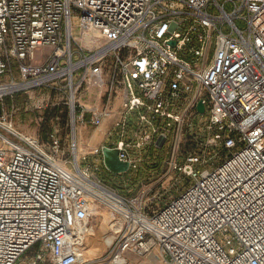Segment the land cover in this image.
<instances>
[{
  "label": "built area",
  "instance_id": "obj_1",
  "mask_svg": "<svg viewBox=\"0 0 264 264\" xmlns=\"http://www.w3.org/2000/svg\"><path fill=\"white\" fill-rule=\"evenodd\" d=\"M37 88L67 94V151L4 112ZM103 147L127 172L165 153L163 176L190 181L149 211L99 176ZM99 206L121 264L152 244L170 264H264V0H0V264H79Z\"/></svg>",
  "mask_w": 264,
  "mask_h": 264
},
{
  "label": "rangeland",
  "instance_id": "obj_2",
  "mask_svg": "<svg viewBox=\"0 0 264 264\" xmlns=\"http://www.w3.org/2000/svg\"><path fill=\"white\" fill-rule=\"evenodd\" d=\"M219 4L223 5L227 13L232 12L235 8L233 2L219 1ZM236 6L239 7L240 2H236ZM209 11L214 15L219 13L218 9L213 5L210 6ZM243 16H245V11L241 12V18L236 19V25L241 29L246 28V22L242 19ZM224 30L227 31V28L225 27ZM66 98V93L55 92L50 88L20 90L3 99V109L5 114L11 119L15 130L19 133L39 138L43 142H50L51 134H53L61 139L59 148L67 151L71 143V124L68 119L69 108L65 104ZM80 129L83 140H88L87 138L91 134L92 129L82 127ZM103 131V126L96 130L92 140L88 144H97L104 136ZM83 149L84 147L82 145H78V156L79 152ZM172 152L173 147L170 145L168 158ZM65 154L67 153L65 152ZM161 159L159 160L158 168L150 167L154 161H146L141 164L138 172L129 171L121 174H113L104 168L101 170L99 176L114 184L125 195L140 196L141 201L145 205V209L152 211L162 207L170 198L185 189L190 181V177L179 171L170 170L167 175L163 176L165 168ZM79 161L80 165L83 166L82 160ZM177 161L179 166H183V160L181 158L178 157ZM143 190H145L144 193ZM96 210V214L88 221L92 231L91 234H89L90 230L87 233L84 246L87 242H90L88 241L90 237L95 242L93 241L94 244L90 246L91 253L87 254V257L84 256V252L86 253L87 249L84 250V247L81 249V251L83 250V255L81 253L80 264H111L112 262L113 254L111 251L119 238V233L114 232L112 224L113 221L117 222V218L105 206H99ZM108 213L113 221L111 225L106 226L103 221V214L108 215ZM117 225L120 227L119 223ZM110 236L116 237L113 243L109 246L103 244L102 239ZM151 251L158 256L155 257V260L148 256ZM124 257L127 260V264H170L168 259L161 254L157 245L153 244L150 250L145 252L139 249L126 250Z\"/></svg>",
  "mask_w": 264,
  "mask_h": 264
},
{
  "label": "water",
  "instance_id": "obj_3",
  "mask_svg": "<svg viewBox=\"0 0 264 264\" xmlns=\"http://www.w3.org/2000/svg\"><path fill=\"white\" fill-rule=\"evenodd\" d=\"M170 44L174 45V42H170ZM197 108L200 112L204 111V107L201 103L198 104ZM102 160L105 169L113 174H121L128 171V164L123 163L118 159L116 149L103 147Z\"/></svg>",
  "mask_w": 264,
  "mask_h": 264
},
{
  "label": "bare ground",
  "instance_id": "obj_4",
  "mask_svg": "<svg viewBox=\"0 0 264 264\" xmlns=\"http://www.w3.org/2000/svg\"><path fill=\"white\" fill-rule=\"evenodd\" d=\"M98 209V208H97ZM100 211V210H99ZM99 213V212H98ZM97 216H99V215H97ZM103 221H104V224L107 226V225H111V222L113 221V219L112 218H110V215H109V213H108V215H106V214H103ZM112 226L114 227V232L116 233L117 231H118V229H119V226L117 225V223L116 222H114L113 221V224H112ZM110 227V226H109ZM91 231H92V229L90 230V233L89 234H91ZM92 235H94V234H92ZM116 237L115 236H110V237H108V238H103L102 240H103V244H105V245H107V246H109L110 244H112L113 243V241H114V239H115ZM88 241H90V242H87V244L84 246V250H86L87 249V252L85 253L84 252V256L85 257H87V254H89V253H91V251H90V246L92 245V244H94V240L90 237L89 238V240ZM94 241V242H93ZM98 242V241H97ZM97 245H98V243H97ZM81 248V249H82ZM98 248V247H97ZM146 251H149V250H146ZM81 253H82V255H83V250L81 251ZM148 256L149 257H151V258H153L154 260H155V257L157 256V255H155L152 251L151 252H149V254H148ZM158 257V256H157ZM112 262H111V264H121V262H122V259L121 258H113L112 260H111ZM157 261V260H156ZM81 263V256H80V259H79V264Z\"/></svg>",
  "mask_w": 264,
  "mask_h": 264
},
{
  "label": "trees",
  "instance_id": "obj_5",
  "mask_svg": "<svg viewBox=\"0 0 264 264\" xmlns=\"http://www.w3.org/2000/svg\"><path fill=\"white\" fill-rule=\"evenodd\" d=\"M151 157H154V158H156V161H154L151 165L152 166H150L151 168H154V167H156V168H158V166H159V160L162 158V157H164V155H165V153H158V152H150V154H149ZM150 168V170H152ZM153 171V170H152Z\"/></svg>",
  "mask_w": 264,
  "mask_h": 264
}]
</instances>
